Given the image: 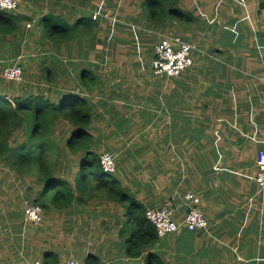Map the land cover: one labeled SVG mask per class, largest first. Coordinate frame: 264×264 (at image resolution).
<instances>
[{"label":"crops","instance_id":"0c3cea01","mask_svg":"<svg viewBox=\"0 0 264 264\" xmlns=\"http://www.w3.org/2000/svg\"><path fill=\"white\" fill-rule=\"evenodd\" d=\"M101 1L110 15L118 14L120 22L129 26L125 27L129 33L134 24L141 29L143 54H137L132 34L125 29L110 38L113 23L105 18L96 21L95 35L87 41L74 38L54 43L42 38L39 45L27 31L48 14L67 22L70 18L72 25L86 14L91 17ZM183 1L188 6L180 3V7L194 14L200 8L208 18L197 14L189 24H208L204 34L196 30L208 42L201 62L176 79L155 76L150 69L144 82L137 65L145 62L141 59L140 63L139 56L147 55L151 67L156 43L175 34L144 28L142 10L127 11L139 7L138 0H26L20 15L15 13L21 29L0 37V92L15 95L9 84H3L2 72L19 63L30 93L37 90L35 82L44 86L42 95L55 103L67 92L80 93L90 99L94 120L103 123L96 132L97 137H109L105 150L119 154L116 177L121 187L145 209L169 206L175 219L183 222L184 195L192 192L201 198L209 229H181L160 240L157 252L165 264H264V199L258 195L255 180L256 157L264 149V9L260 0ZM74 4L82 13L70 16L72 8L67 7ZM197 52L201 53L198 46ZM85 70L96 78L90 91L80 80ZM45 72L49 75L43 76ZM20 93L16 95L26 96L24 90ZM72 131L65 125L61 138H68ZM93 150L98 152L95 145ZM96 204L91 214L95 218L110 215L114 224L104 230H115L114 217L119 212L124 216L125 209L111 201ZM112 253L116 255L102 264L132 261L123 259L117 250ZM138 261L142 258L133 260Z\"/></svg>","mask_w":264,"mask_h":264},{"label":"trees","instance_id":"16d2710c","mask_svg":"<svg viewBox=\"0 0 264 264\" xmlns=\"http://www.w3.org/2000/svg\"><path fill=\"white\" fill-rule=\"evenodd\" d=\"M141 4L149 10L146 15L147 25L142 24L144 28L151 30L160 28L166 10H169V17L172 20L181 24H191L195 21L191 12L181 9L179 0H141ZM260 9H264V0H260ZM143 14L145 16L144 10ZM39 24L46 38L54 43H66L74 38L87 41L92 35L94 37L98 26L88 14L72 25L60 16L48 14ZM20 27L19 16L0 10V37L16 33ZM130 29L132 31V27ZM146 41L149 43L151 40ZM140 42L144 47V38L140 39ZM95 79L94 73L88 70L80 75L82 85L87 91L96 85ZM94 121L90 99L80 93L67 92L59 103H55L42 94L24 97L12 96L1 91L0 163L6 165L16 175L35 177L37 182L43 185L34 203L45 211L52 207V210L64 212L68 216L71 215L73 208L79 209V206L88 205L94 199H107L121 204L125 208L123 216L125 219L116 221V225L119 226V247L121 244L125 248L132 264L133 260L144 257L146 264H165L163 257L157 252L161 239L156 228L147 220L144 205L121 187L116 174L106 173L101 167V155L93 150L95 135L91 128ZM59 124L70 125L73 128L68 138H62L66 139L64 146H60L54 139V131ZM22 130L25 139L19 142L14 137ZM63 156H69L77 163L73 183L54 172ZM59 258V255L52 251L43 254V260L47 264H57ZM85 263L102 264L97 255L88 256Z\"/></svg>","mask_w":264,"mask_h":264},{"label":"rangeland","instance_id":"374dc122","mask_svg":"<svg viewBox=\"0 0 264 264\" xmlns=\"http://www.w3.org/2000/svg\"><path fill=\"white\" fill-rule=\"evenodd\" d=\"M25 1L26 0H20V6L21 4L23 5ZM138 1L140 2V4L138 5L139 7L135 9L134 8L135 6L133 5L134 7L129 8L127 11L134 13L140 11L141 13L142 10L141 17L143 18L140 20L142 23L147 25L148 21L146 20V15H148L149 10L148 8H146V6L142 7L141 0ZM102 2L103 1H101V3ZM179 3H185L186 7L188 6V4L183 0H179ZM100 4L99 7H102L100 6ZM193 4L195 7L197 6L196 3ZM82 5L83 4L81 3L78 6L81 7ZM73 7H69V8L67 7V10L68 9L70 10L71 8L72 10H74V11L72 10L70 11V16L73 15L76 16L79 13H82V11H79L80 8H78L76 4H74ZM102 8L103 10L106 9L105 10L106 15H110V13H112L107 11V7H105V9L104 7ZM181 9L184 8L181 7ZM143 10L145 16L143 14ZM184 11H188V10L184 9ZM203 11L204 10L197 8V12L195 14L192 11L189 12L193 14L192 17L194 20L197 19V14H200L203 16L202 18H205L208 21V18L205 15H203L204 14ZM15 13L17 15H20V7L18 10L15 11ZM70 21L72 20L69 18L68 22ZM117 23L118 24L109 25L110 38L118 36L121 33L120 32L121 28L125 29V27H129L128 25H125L123 22L122 23L117 22ZM162 23L163 25L160 28H155L156 31L161 35L164 33L165 34L173 33L178 36L185 35L189 37L192 43H194L195 45L197 44L198 49L201 50V53L199 54L197 51H192L191 57L194 59V66L196 64H200L201 62L200 58L204 53L203 51L206 50L207 48L206 45L208 43L207 41L205 42L206 38H202L201 34H204L205 32L204 25H208V24H205L204 22L203 23L200 22V24L196 23L194 24V26L191 25L188 26L189 24H183V23L181 24L175 20H172L169 17V10H166V13H164ZM40 25L41 24H39V22L32 23L31 28L27 30L28 33L33 36V40H35L36 42L38 41V43L39 41H42V38L45 41H47V38L42 34ZM155 29L151 31L152 32L154 31L155 33ZM197 29L201 34L196 33ZM140 31L141 29L140 28L137 29L135 26L134 28H132L131 31L133 37L132 42L134 43V45L139 46V47L137 46L136 49L138 55L140 53L143 54V52L145 51L140 42V39L142 38ZM48 44L49 43H47V45ZM39 45L41 44L39 43ZM152 48L153 46H151L149 49V52L151 53H152ZM142 54L141 56H139L138 61L142 63L143 60L145 64L142 66L137 65V68L143 70L142 77H143V81L145 82L144 78L148 79L150 77L149 70L151 69V67H150V58L147 55L143 56ZM43 76H46V72L45 75ZM24 77L26 78L25 73H24ZM3 84L4 85L9 84L10 90H13L14 91L13 94L15 95L21 94L20 93L21 90H24L26 92L25 93L26 96L32 94L44 93L43 91L44 86H41L40 82H35L34 87L35 90L37 87V90L33 93L26 91L27 89L25 87L28 84L25 83L24 80L19 83H12L4 79ZM23 96L25 97V95ZM100 123L101 121L99 122L98 120L97 121L95 120L94 124H98V125L96 126L93 124L91 128V130L95 135V141H94L95 149H97L99 155H102L103 153L106 152H110L114 154L115 152L105 150V148H107L108 144L110 143L109 137H103V138L97 137L98 134L96 131L98 129V126L101 127V125L103 124ZM63 127H64L63 125H58L54 131V139L56 142L59 143L60 146H64L66 140V139H62L60 136L61 128ZM148 137L151 138L152 134H148ZM14 138L19 142H22L25 139L24 130L17 133ZM115 156H116V162L119 165L118 163L119 154L115 153ZM59 163H60L59 167L57 169L55 168L54 172L57 174V176L66 178L70 182H72L75 173L77 172V163L75 159L69 158V156L67 157L63 156L60 159ZM42 186H43L42 184L37 182L35 177L28 175H21V176L16 175L6 165L0 163V264H35L36 261L43 260V254L47 251H52L55 254L59 255L60 260H65L70 257H75L81 261H85V259L89 255L98 253L97 255L100 257L101 261H104V259L106 258L108 260V257L111 258L115 256L116 254L112 252L114 251L116 252V250L121 254V257L123 259L127 258L125 248L122 247L121 244L120 247L119 245L116 244L117 242L120 243L118 238L119 226L114 225L115 230H108L106 232L104 230L105 226L108 229H110L109 225L114 224L113 220L112 221L110 220L111 218L110 215L104 216L103 218L99 216L95 218V216L91 214L93 210L92 208H94V205L96 203L98 204L97 207H99L100 205H103L104 202L109 201L107 199H94L90 201L88 205L79 206L78 208L80 210L73 208L71 215L68 216L64 212L55 209L52 210L51 207L49 211L44 210L43 220L39 225L27 223L26 211L30 206L35 204L34 202L36 200L37 194L42 189ZM257 201L259 200L257 199ZM119 206L124 208V206H121V204H119ZM109 207H110L109 205L108 207H106L105 209L106 212L108 211L107 208ZM78 212H80L81 214H77ZM115 212L117 211L115 210ZM124 212L125 211H123V213ZM96 213L100 214V211L97 210ZM121 214L119 212L117 215L118 217L117 218L114 217V220H119V221L123 220L124 217ZM93 221H96L95 225L92 224ZM108 251H110V254L107 253ZM130 262L132 263V261ZM130 262L128 264H130ZM141 264H146L145 257L142 258Z\"/></svg>","mask_w":264,"mask_h":264},{"label":"built area","instance_id":"2783aa9c","mask_svg":"<svg viewBox=\"0 0 264 264\" xmlns=\"http://www.w3.org/2000/svg\"><path fill=\"white\" fill-rule=\"evenodd\" d=\"M100 6L106 7L102 2ZM20 7V0H0V10L5 12H14ZM102 7H97L92 12L91 18L94 21H100L103 18L111 21L113 24L120 22L118 14L106 15ZM197 51L194 43L185 41L182 36L165 35L160 38L155 46L154 56L151 60L152 73L155 76H162L169 79L180 78L188 69L194 65V59L191 52ZM2 77L8 82L19 83L24 80V71L19 63L6 67L2 72ZM101 167L104 172L116 174L118 164L116 156L113 153L106 152L100 157ZM255 180L258 187V195L264 199V149L258 152L256 157ZM187 213L183 222L175 219L174 211L169 206L159 208H147L145 215L150 224L157 231L161 240L177 234L181 229L190 232L206 231L209 229V220L202 209L201 198L192 192H187L183 197ZM44 210L41 206L34 204L26 211V222L39 225L43 220ZM35 264H47L44 260H38ZM57 264H86L75 257L60 260Z\"/></svg>","mask_w":264,"mask_h":264},{"label":"clouds","instance_id":"9594fccd","mask_svg":"<svg viewBox=\"0 0 264 264\" xmlns=\"http://www.w3.org/2000/svg\"><path fill=\"white\" fill-rule=\"evenodd\" d=\"M7 13H15V11L14 12H7ZM85 262V261H84Z\"/></svg>","mask_w":264,"mask_h":264}]
</instances>
